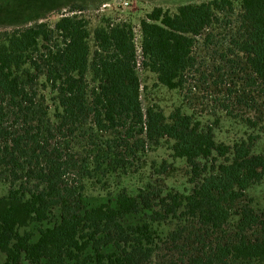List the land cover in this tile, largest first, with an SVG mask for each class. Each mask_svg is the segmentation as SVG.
Here are the masks:
<instances>
[{
  "label": "trees",
  "instance_id": "1",
  "mask_svg": "<svg viewBox=\"0 0 264 264\" xmlns=\"http://www.w3.org/2000/svg\"><path fill=\"white\" fill-rule=\"evenodd\" d=\"M139 34L137 49L130 23L105 19L91 33L76 14L53 28L0 31L1 264H264V215L245 200L264 179L259 135L226 143L215 137L217 120L204 123L181 105L168 115L143 108L137 74L141 65L186 98L196 75L208 82L230 68L247 93L264 95V0L154 7ZM75 134L114 138L101 139L91 164L71 153L65 140ZM161 141L188 166L189 190L147 184L87 202L73 176L99 167L98 152Z\"/></svg>",
  "mask_w": 264,
  "mask_h": 264
},
{
  "label": "rangeland",
  "instance_id": "2",
  "mask_svg": "<svg viewBox=\"0 0 264 264\" xmlns=\"http://www.w3.org/2000/svg\"><path fill=\"white\" fill-rule=\"evenodd\" d=\"M205 1L208 0H0V31L39 22H45L48 27L53 28L60 17L76 14L88 20V29L91 33L105 19L111 22L130 23L133 27L134 43L138 49L139 21L154 7L175 12L179 5ZM71 10L75 11L71 12ZM88 42L91 56L94 42L92 40ZM137 74L143 108L157 104L168 115L176 106L181 105L184 113H193L204 123H213L217 120L214 133L218 141L232 143L245 139L248 135H259L260 138L254 143L253 150L264 154V95L257 88H251L247 93L249 89L244 88V82H235L236 74L230 68L224 70L222 77L221 74L218 76L215 74L208 82L198 80L196 75L189 83V87L192 88L188 94L186 88V98L179 90H168L159 84L156 74L141 65L137 68ZM214 80L217 81L216 84L213 83ZM234 91L240 93L242 100L245 101L234 102L236 95ZM222 101L230 106L231 116H227L221 110L219 105ZM248 118L255 119L254 127L247 124L245 119ZM106 137L112 139L114 135L106 134L102 138L99 136L87 140L82 138V135L75 134L65 141H68L75 158L78 160L87 158V162L92 164V156L96 155L101 139ZM132 142L133 140H130L129 143ZM168 145L161 141L159 144H146L142 149H134L131 152L122 143V146L113 149L111 157L103 148L98 152L99 167L90 170L88 175L83 176L84 178L79 174L73 177L83 186L84 195L90 203H98L120 188L133 193L147 184H156L164 190L179 192L189 190L192 187L189 183V168L184 160L171 157ZM87 154L91 156L88 157ZM118 159L125 163H117ZM163 164L166 165V170L160 172ZM90 168L92 169V165ZM263 191L264 179L260 183L251 185L246 191L245 198L261 215H264ZM5 192V184H0V195ZM32 229L35 231L34 228ZM3 260L4 255L0 253V264Z\"/></svg>",
  "mask_w": 264,
  "mask_h": 264
}]
</instances>
